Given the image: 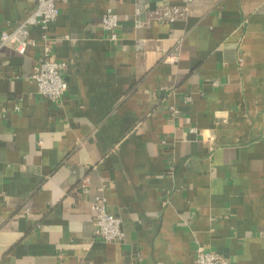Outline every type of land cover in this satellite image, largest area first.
I'll use <instances>...</instances> for the list:
<instances>
[{"label":"crops","instance_id":"obj_1","mask_svg":"<svg viewBox=\"0 0 264 264\" xmlns=\"http://www.w3.org/2000/svg\"><path fill=\"white\" fill-rule=\"evenodd\" d=\"M34 3L0 0V33ZM185 4L188 17L150 16ZM58 7L59 104L28 77L38 28L25 54L0 47V264H194L198 249L264 264V0ZM98 194L123 242L94 234Z\"/></svg>","mask_w":264,"mask_h":264},{"label":"built area","instance_id":"obj_2","mask_svg":"<svg viewBox=\"0 0 264 264\" xmlns=\"http://www.w3.org/2000/svg\"><path fill=\"white\" fill-rule=\"evenodd\" d=\"M59 1L35 0L34 6L23 19L17 21L12 28L0 33V47L10 44L16 52L23 55L26 53L27 47L33 43L30 37L31 28L39 29L40 39L44 45L42 53L33 64L28 77L36 83L38 93L55 104H59L68 87L67 81L63 78L65 63L53 57L52 45L49 42L51 40L49 28L58 16ZM189 14L190 9L186 4L184 6L166 5L150 11L152 18L165 22L185 18ZM118 20V14L111 9H107L102 17L103 27L110 33L111 39L116 38L115 29ZM166 59L175 62L178 59L177 52H170ZM186 100L189 98L186 97ZM171 110L172 115L178 112L174 107ZM86 182V180L83 181V188ZM90 207L93 212L94 234L105 242H123L125 231L121 219L108 211L105 196L103 194L96 195L92 199ZM194 264H230V262L227 257L217 251L198 249L195 252Z\"/></svg>","mask_w":264,"mask_h":264}]
</instances>
